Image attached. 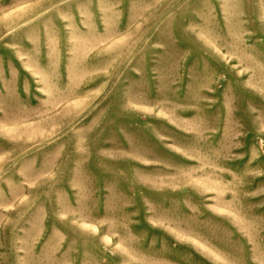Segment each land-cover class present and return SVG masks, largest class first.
<instances>
[{
	"label": "rangeland",
	"instance_id": "1",
	"mask_svg": "<svg viewBox=\"0 0 264 264\" xmlns=\"http://www.w3.org/2000/svg\"><path fill=\"white\" fill-rule=\"evenodd\" d=\"M0 264H264V0H0Z\"/></svg>",
	"mask_w": 264,
	"mask_h": 264
}]
</instances>
